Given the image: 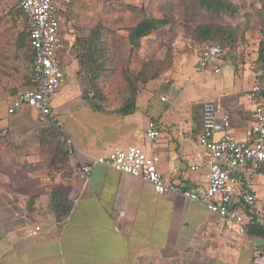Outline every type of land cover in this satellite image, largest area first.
<instances>
[{"label":"crops","instance_id":"obj_1","mask_svg":"<svg viewBox=\"0 0 264 264\" xmlns=\"http://www.w3.org/2000/svg\"><path fill=\"white\" fill-rule=\"evenodd\" d=\"M67 3L58 11L65 78L50 98L61 132L54 125L40 124L37 113L27 107L16 115L6 114L10 101L32 86L33 53L14 28L18 23L13 20L17 13L21 15L17 4L15 12L8 9L9 0H0V264H177L185 260L264 264V254L252 251L258 237L250 236L249 229L240 234L203 203L180 195H157L142 179L103 165L93 167L86 178L79 176L91 159L137 146L160 157L165 180L201 194L209 157L198 143L201 108L197 105L219 104L230 114L232 137L247 141L253 103L250 94L241 96L223 86L211 99L193 102L187 116H177L171 109L154 108L153 92L162 83L156 80L132 91L119 107H110L104 96L95 94L102 77L95 78L90 69L100 64L99 56L88 51L90 45L84 40L99 25L85 33L63 34L61 14ZM126 6L139 7L130 0ZM4 19L11 20L12 43ZM220 74L221 81L226 80ZM86 89L91 93L86 94ZM173 92L169 98L174 101L180 90ZM133 97L135 110L122 115L119 111ZM166 98L162 103H170ZM151 124L160 132L155 143L146 136ZM61 134L71 143L72 153L60 140ZM262 178L260 172L257 189ZM54 192L71 206L61 223L52 208ZM35 224L41 230L30 237L28 231Z\"/></svg>","mask_w":264,"mask_h":264},{"label":"rangeland","instance_id":"obj_2","mask_svg":"<svg viewBox=\"0 0 264 264\" xmlns=\"http://www.w3.org/2000/svg\"><path fill=\"white\" fill-rule=\"evenodd\" d=\"M130 1L137 3V8L147 18L168 22L164 28L142 39L137 47L130 45L128 33L124 30L137 23L140 18L127 9L129 0H69L61 14L64 18L63 34H68L70 30H73V33H85L94 26L101 27L102 44L97 54L102 70L97 78H102L97 81L99 90L95 91V94L99 92L104 96L110 107H119L132 91L156 80L162 83L161 87L153 92L154 108L161 112L171 109L177 116H187L193 102L211 99L215 93L222 91L223 86L240 92L241 96L249 95L258 76L250 66L258 68L261 65L256 59L259 56L260 43L264 39V0H230L239 7V14L235 18L224 16L222 19H216L190 0ZM8 9L17 11L16 4L11 0ZM16 18L13 21L18 25H14V28L19 29L25 43L29 45L25 19L18 13ZM10 21L4 19L2 24L8 22L3 27H8V39L9 43H12ZM199 21L217 22L228 26L240 25L242 28L248 21L249 28L230 52V60L222 67V76L226 79L224 81H221V74L216 76L211 69L201 70L197 66V58L204 45L193 40L192 30ZM155 74L159 77L151 80ZM145 79L150 81L143 83ZM173 84L180 90L174 101L169 98L171 93H174ZM85 92L91 93L89 89ZM162 97H168L170 103H162ZM60 149L64 151L62 147ZM256 193L258 199L255 206L258 208H255V212L264 217V182L259 185ZM258 239L255 240L256 245H252V251L260 253L261 256L264 254V239ZM177 264L208 262L185 260Z\"/></svg>","mask_w":264,"mask_h":264},{"label":"built area","instance_id":"obj_3","mask_svg":"<svg viewBox=\"0 0 264 264\" xmlns=\"http://www.w3.org/2000/svg\"><path fill=\"white\" fill-rule=\"evenodd\" d=\"M14 1L25 19L33 51L32 86L10 101L6 114L10 117L27 107L37 113L38 122L54 125L62 132L52 113L50 98L60 90L65 78L60 56L61 19L58 11L68 0ZM223 56L219 45L208 47L199 53L197 66L201 70L211 69L218 76L223 67ZM254 68L250 66V69ZM176 90L178 88L174 87L173 91ZM260 90L261 84L257 79L250 94L253 110L247 141L232 137L230 114L219 104H203L198 143L207 153L209 161L206 165V186L201 194L165 180L159 170L160 157L156 153L148 154L137 146L116 149L105 157L91 159L82 166L79 176L86 178L93 167L103 165L118 173L142 179L151 185L157 195H180L187 200L203 203L211 213L225 219L245 235L250 224L264 225L263 216L257 214L255 221H251L243 210L255 204L256 179L264 169V100L258 95ZM162 102H167V98L163 97ZM146 136L151 142H158L160 132L155 124L149 126ZM66 139L65 134L60 135V140L67 144L68 152L72 153L71 143ZM40 230L41 226L35 224L28 235L34 237Z\"/></svg>","mask_w":264,"mask_h":264},{"label":"trees","instance_id":"obj_4","mask_svg":"<svg viewBox=\"0 0 264 264\" xmlns=\"http://www.w3.org/2000/svg\"><path fill=\"white\" fill-rule=\"evenodd\" d=\"M193 3L197 4L201 9L212 14L216 19H222L224 16H228L229 18H235L239 14V7L232 3L230 0H190ZM128 10L131 13L139 15V20L137 23L131 25L130 27L125 28L124 30L128 33L129 43L132 47L139 46L142 39L150 36L157 30L164 28L168 22L162 19H153L147 18L144 16L143 12L139 10L137 7H128ZM246 22V21H245ZM249 28L248 21L245 23V26L242 28L240 25L228 26L219 24L217 22H200L195 26L194 30H192L193 40L198 42L199 44H203L204 47L202 50L207 49L208 47L219 45L223 52V66L230 60V52L237 45L239 40L243 37L244 31ZM29 39V33H28ZM90 46L88 47V51L92 52V54L98 53L100 49L99 46L102 44V32L101 27L97 26L90 37L86 40ZM30 45V44H29ZM32 50V49H31ZM33 53V51H32ZM259 56L256 59V62L260 63V67L256 68L254 66L255 73L258 74L257 79L261 84V90L258 93L259 97L264 100V39L260 43ZM33 61V60H32ZM94 61H97L95 58ZM98 62V61H97ZM96 62V63H97ZM102 67L98 64L94 69H90L93 71V75L95 78L101 74ZM159 77L158 74L152 75L151 80H155ZM150 79L143 80V83L150 81ZM251 94V91L249 92ZM197 108H201L200 117H201V125H202V113H203V104H198ZM135 110V97H133L127 105H125L119 112L122 115L130 114ZM46 130V129H45ZM48 131V130H46ZM44 130H42V134L44 136ZM43 141V140H42ZM264 174V169L260 171ZM52 208L55 213L56 221L61 223L65 220L70 212L71 206L64 203L62 196L54 192L52 197ZM244 212L250 216L251 221H255L257 213L255 212V205L247 206L243 208ZM249 234L255 235L259 238L264 239V225H255L250 224L249 226Z\"/></svg>","mask_w":264,"mask_h":264}]
</instances>
